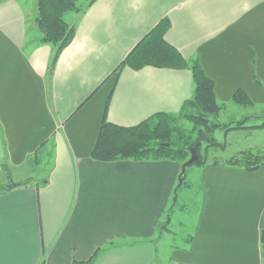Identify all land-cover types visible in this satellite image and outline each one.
I'll return each mask as SVG.
<instances>
[{"label":"crops","instance_id":"obj_1","mask_svg":"<svg viewBox=\"0 0 264 264\" xmlns=\"http://www.w3.org/2000/svg\"><path fill=\"white\" fill-rule=\"evenodd\" d=\"M37 16L34 2L0 0V264H263L264 165L212 160L179 186L180 161L91 153L104 118L131 126L193 96L190 67L116 70L165 17L166 39L200 60L224 111L240 89L264 104V0H94L65 14L75 34L53 69ZM179 209L193 212L180 234ZM172 232L185 241L165 257Z\"/></svg>","mask_w":264,"mask_h":264},{"label":"trees","instance_id":"obj_2","mask_svg":"<svg viewBox=\"0 0 264 264\" xmlns=\"http://www.w3.org/2000/svg\"><path fill=\"white\" fill-rule=\"evenodd\" d=\"M93 1L38 0L36 22L42 34L41 42L50 44L54 49L52 69L60 53L70 44L75 34V29L68 24L65 14L71 11L80 12ZM170 25L169 18L161 19L133 47L116 70L123 66L141 69L147 65L164 68L190 67L194 78L193 96L184 102L177 113L158 112L131 126L120 125L104 118L91 153L94 159L103 161L170 159L185 162L190 157V145L199 133L207 132L210 144L224 147V143L215 137L217 128L230 130L250 127L249 117L227 123L212 122V116H218L225 109L226 103L220 102L216 97L215 82L205 73L200 60L198 58L188 60L166 39L165 34ZM233 101L242 106L254 105L249 95L241 89L235 93ZM183 120L190 122V127L182 124ZM253 127H264V120ZM201 147L202 143L197 147V159L189 166H203L209 162L207 153H203ZM213 163L253 171L264 165V153L260 150L247 149L223 160L215 159ZM2 166L8 170L6 164ZM30 180L24 181L23 184L29 183ZM162 227L165 228V225ZM261 245L264 264V229L261 231Z\"/></svg>","mask_w":264,"mask_h":264},{"label":"rangeland","instance_id":"obj_3","mask_svg":"<svg viewBox=\"0 0 264 264\" xmlns=\"http://www.w3.org/2000/svg\"><path fill=\"white\" fill-rule=\"evenodd\" d=\"M24 4H26L27 7L30 8V5H32V2L38 5V0H22ZM253 115V116H251ZM245 116H251L248 120V125L250 127L245 128H232L230 130H226L224 128H217L215 131V137L216 139L224 143V147L210 144L208 140H204L202 142L201 151L203 153H207V157L209 161L212 160H223L226 158L231 157L232 155L237 154L240 151L247 150V149H253V150H260L264 153V127L256 128L253 127V125L261 124L264 120V104H257L256 106H237V104H233V107L229 105L228 110L224 111L222 110L221 113L218 116H212V122L213 123H227L232 120L241 119ZM259 116V117H258ZM182 124L185 126L191 125L190 122L183 120ZM203 133V132H201ZM199 133L198 135H200ZM207 133V132H205ZM197 135V136H198ZM196 136V137H197ZM198 153V152H197ZM191 156V152H190ZM190 158V157H189ZM188 160V159H187ZM184 162H182L183 164ZM51 164L48 166L46 165H40L37 169V172L35 173L36 179L38 182H42L44 176V173L49 169ZM190 167V168H189ZM194 165L188 166L187 171L185 175L186 181L189 182V179L191 180L194 178ZM17 176V175H16ZM12 180L14 181V177L12 176ZM184 180V179H183ZM195 192V189L193 190V193ZM181 198L178 200V205L182 204ZM193 217V212L189 211H183L182 209H179L178 214L173 219L172 223L169 225V228L172 231H175L176 233H179V229H181V220L190 222ZM176 235L175 233H165L162 237V241H160V248L164 252L162 253L163 256H167L170 244L175 245H183L184 239Z\"/></svg>","mask_w":264,"mask_h":264},{"label":"water","instance_id":"obj_4","mask_svg":"<svg viewBox=\"0 0 264 264\" xmlns=\"http://www.w3.org/2000/svg\"><path fill=\"white\" fill-rule=\"evenodd\" d=\"M209 139V135L205 132L201 133L200 135H198L191 143L190 145V152H191V156L188 160H186L183 164H182V168H181V172L179 175V186L182 185L183 183V175L186 173L187 171V167L197 159L198 157V153H197V147L204 141V140H208ZM18 183L13 182L12 180V176L9 175V184L7 185V188H12L14 186H16ZM177 198V193L174 196V200H176Z\"/></svg>","mask_w":264,"mask_h":264}]
</instances>
